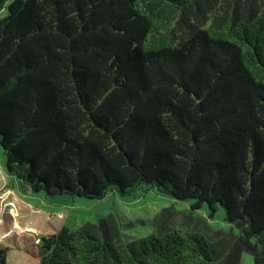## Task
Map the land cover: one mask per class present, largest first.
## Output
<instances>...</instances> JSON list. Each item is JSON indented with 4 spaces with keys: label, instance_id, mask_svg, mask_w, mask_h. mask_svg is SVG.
<instances>
[{
    "label": "trees",
    "instance_id": "16d2710c",
    "mask_svg": "<svg viewBox=\"0 0 264 264\" xmlns=\"http://www.w3.org/2000/svg\"><path fill=\"white\" fill-rule=\"evenodd\" d=\"M0 147L35 193L192 202L32 232L36 264H264V0H0Z\"/></svg>",
    "mask_w": 264,
    "mask_h": 264
},
{
    "label": "rangeland",
    "instance_id": "374dc122",
    "mask_svg": "<svg viewBox=\"0 0 264 264\" xmlns=\"http://www.w3.org/2000/svg\"><path fill=\"white\" fill-rule=\"evenodd\" d=\"M3 150L0 147V243L9 246V264H36L26 250L32 251L31 233L45 234L60 229H80L86 223H97L100 219L113 215L121 225L126 240L133 241L146 237L152 232L151 220L163 209L174 207L178 211L188 210L191 201L176 200L168 195L138 192L135 196L120 197L110 193L100 200H89L70 195L47 196L44 192H32L26 184L6 174ZM208 207L196 211L207 218L215 229L229 230L225 221V211L220 208L208 218ZM12 217L13 232L4 228V218ZM8 226V224H6ZM6 226V227H7ZM24 241V242H23ZM245 264H254L250 254H244Z\"/></svg>",
    "mask_w": 264,
    "mask_h": 264
}]
</instances>
